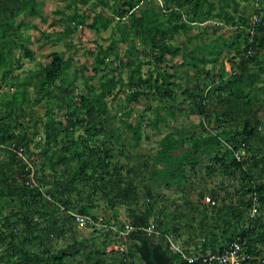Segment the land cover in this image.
Here are the masks:
<instances>
[{
  "label": "trees",
  "instance_id": "obj_1",
  "mask_svg": "<svg viewBox=\"0 0 264 264\" xmlns=\"http://www.w3.org/2000/svg\"><path fill=\"white\" fill-rule=\"evenodd\" d=\"M251 1L124 0L123 8H117V0H71L67 7L74 3L76 8L67 12L64 34L72 35L79 25L101 31L117 20L114 28L128 46L122 53L115 39L107 47L100 45L101 57L88 75L78 67L69 75L73 58L52 51L48 61L31 70L37 77L33 80L15 71L21 56L36 59L24 36L27 23L16 18L40 16L41 2L0 0V264H70V259L72 264H202L186 259L182 250L220 252L236 237L251 256H264V0H257L255 14L248 16ZM80 2L110 6L112 12L91 17L79 12ZM194 27L201 43L183 52L173 40ZM211 28L224 31L207 42ZM15 49L21 56L16 57ZM225 50L230 71L220 62ZM180 54L181 64L188 67L185 86L179 81L182 73L165 69L168 58ZM97 74L95 85L90 80ZM80 77L87 91L75 90ZM5 84L16 88L2 92ZM122 94L125 116L144 96L161 101L146 124L158 132L168 115L202 117L165 133L156 153L138 166L132 155L127 162L119 160L126 146L117 152L116 144L126 126L137 145L143 119L110 125L114 115L108 98ZM38 102L46 110L35 118ZM40 123L43 143L36 140ZM235 179L240 186L231 182ZM161 183L184 200L168 197L158 187ZM255 197L258 213L253 218ZM160 200L175 207L159 209ZM123 206L135 226L127 237L121 233L127 222L119 216ZM72 212L92 213L106 234L115 232L106 241L122 240L125 248L89 249L90 239L78 234L96 224H81ZM171 240L180 250L173 249Z\"/></svg>",
  "mask_w": 264,
  "mask_h": 264
},
{
  "label": "rangeland",
  "instance_id": "obj_2",
  "mask_svg": "<svg viewBox=\"0 0 264 264\" xmlns=\"http://www.w3.org/2000/svg\"><path fill=\"white\" fill-rule=\"evenodd\" d=\"M71 0H39L41 2V15L40 16H26L23 14H20L17 16L16 21L24 20L27 23V27H25L24 36L27 39L28 44L30 47L35 51L36 59L32 60L29 58H22L21 51L19 49H15L16 57L21 56V66L16 67L15 71L21 75V77H24L28 74L31 75L33 80H36L35 73H31L32 69H36L39 66V62H46L48 61L49 53L52 51H60L63 53L65 58L72 57L73 58V65L70 69V74L73 73V71L78 67L81 72L85 73V75L88 74H94V66L97 63V56L101 57V51H100V45L103 47H107L110 45L113 40H117V46L120 48L121 52L123 53L125 49L128 46V42L121 41L120 36L121 33L119 30L115 29L114 26L117 22L114 21L112 26L108 29H104L101 31H96L94 29L89 28L85 25H79L78 28L73 32L72 35H66L64 34V30L66 27V23L68 21L67 12L72 13V11L76 8V4L72 3L71 8L67 7V4ZM114 1V0H112ZM257 0H252L251 4L255 6V2ZM123 2L124 0H117V8L122 7L123 8ZM163 3V1H161ZM143 4H146L144 2ZM78 10L79 12L86 11L91 17L96 12H103L105 14H110L112 12V8L110 6L102 7H92V4L90 3H78ZM65 10V11H64ZM247 14L249 16L255 14V8H249L247 6L246 8ZM91 17L87 19L88 22L91 21ZM36 26H35V25ZM197 28L194 27L192 30L189 31L188 34H184L180 32L175 40H173V43L178 46H182L183 52L189 51L190 49L194 48V45L196 43H201V40L197 36ZM215 30V29H214ZM212 28L209 29V33H207L206 41H209L210 37L217 36L218 33L224 31V28H216V32ZM230 29L227 34L231 33ZM215 32V33H213ZM59 36H63L59 39ZM220 42V41H219ZM230 55V54H229ZM229 55L227 54V51L225 50L224 53L221 55L220 62L223 60L225 62L226 69L230 71L232 69V64L229 61ZM112 58V56H110ZM110 59H107L109 61ZM183 60L182 54L177 56H171L168 58V62L165 69H168L170 71L177 70L178 73H182L184 75L183 78L179 79L180 84L182 86L187 85L189 76L187 73H185L186 69L188 68L185 65L181 64V61ZM217 62V68L221 66V63ZM212 62L210 63L211 66ZM18 66V63H17ZM103 66H105L103 64ZM174 66V67H173ZM201 66L203 64L201 63ZM149 65L145 64L143 66V72L147 74ZM192 72H195L196 69L190 68ZM129 68L126 67L123 71L124 78L128 75ZM103 71L101 72V74ZM82 76V75H81ZM227 76V75H226ZM203 78V76L201 75ZM58 82H61L59 80ZM92 84L98 85L99 83V75H95L94 78L90 80ZM76 91H87V87L82 79L80 77L78 81L75 83ZM16 87L10 86L9 84L2 85V92H13ZM32 95H34L32 93ZM125 94H122L118 97L110 96L108 98L110 112L114 115L110 119V125L113 128H117V126L122 125V119L126 121H130L135 123L140 118L143 119L142 121V135L139 143L137 145H134L135 139L133 138V131L127 128L126 126L121 127V136L120 141L116 144L117 152H119L120 149L123 146H126L124 150V154L122 157L119 158V160L126 161L129 160L127 155L134 156L136 162H138V166L141 165V162L143 160L147 159L148 156L151 154L156 153L158 148V142L160 138L167 133L169 130L173 129H180L185 124L190 123H197L199 122L202 115L199 114H186L183 112H178L177 116L175 118H172L170 115H168V123L160 122V128L161 132L157 131V127L150 125L146 126L147 123H149L150 118L156 114V107L158 105H161V101L157 98H153L152 96H144L141 99V103L138 107H136L130 116H125L124 112L127 111V106L125 105ZM145 107V108H144ZM36 112L34 113L35 118H37L39 115H43V113L46 110V105L43 102H38L35 106ZM162 112H165L167 114L166 109H161ZM65 111H61V113H58L60 117L64 116ZM40 127V133L37 136V142L43 143L45 141V135H44V128L42 127V124H39ZM79 132H85L84 129H80ZM33 147H35L34 143L32 144ZM40 155V153H38ZM36 155L37 157H39ZM148 172L144 173V176H148ZM143 177V178H145ZM223 177V176H222ZM221 175L218 177V179L222 178ZM231 182H234L237 186H240V180L235 179L231 180ZM139 194L141 196V200H144V192L143 188L145 187L143 185V181L141 183V180H139ZM164 183H161V186H158L160 190L166 192V195L170 197L171 199L175 198L176 196L179 197L178 202H182L184 199L181 197V195L178 194V192L174 188H166L164 186ZM140 200V201H141ZM176 202V201H175ZM145 201H142V204L140 208L142 209L144 206ZM166 205V207L173 209L175 207L174 203H171L170 201H158L157 208H162V206ZM102 210H105V207H102L99 211H95L97 213L102 212ZM128 212L129 209L126 206L121 207L120 209V217L123 221H128ZM101 225H94L90 226L87 231H84L81 229V231L78 234V237L87 236L90 240L88 244L90 245L89 249L92 248H100L103 251H110L112 249L118 248L122 249L121 246L125 247L122 243V240L118 243H110L106 241V237L108 236H114L115 232L106 234V231L100 228ZM116 228V227H115ZM116 231V229H115ZM70 236V235H69ZM67 240H71L69 237ZM181 244V243H179ZM61 245H65V241L61 243ZM130 247V244L128 245ZM79 257H82L79 255ZM109 261L112 262V260ZM72 259H70V264Z\"/></svg>",
  "mask_w": 264,
  "mask_h": 264
},
{
  "label": "built area",
  "instance_id": "obj_3",
  "mask_svg": "<svg viewBox=\"0 0 264 264\" xmlns=\"http://www.w3.org/2000/svg\"><path fill=\"white\" fill-rule=\"evenodd\" d=\"M19 153L22 154V150H19ZM30 168L34 169V163H29ZM34 174L32 171L31 175ZM257 198L255 197L254 206L251 211V217H255L258 213L257 209ZM76 215V220L81 224H96L100 225L98 221L95 220L92 213H76L72 212ZM135 229V226L131 224V222L127 221L125 223L124 229L121 231L124 237H127L130 231ZM171 244L173 249L180 250V247L171 240ZM125 246V244H124ZM122 249L125 247L121 246ZM183 256L190 261H201L202 264H264V256L256 255L251 256L247 250L243 242L240 240V237H236L231 240L226 248L220 252L207 251V252H194L187 253L182 250Z\"/></svg>",
  "mask_w": 264,
  "mask_h": 264
},
{
  "label": "water",
  "instance_id": "obj_4",
  "mask_svg": "<svg viewBox=\"0 0 264 264\" xmlns=\"http://www.w3.org/2000/svg\"><path fill=\"white\" fill-rule=\"evenodd\" d=\"M248 7L249 8H253V5L252 4H249ZM248 16H249V14H248Z\"/></svg>",
  "mask_w": 264,
  "mask_h": 264
}]
</instances>
